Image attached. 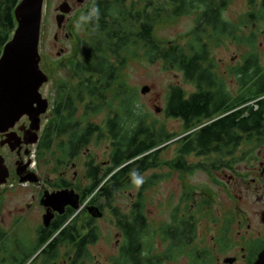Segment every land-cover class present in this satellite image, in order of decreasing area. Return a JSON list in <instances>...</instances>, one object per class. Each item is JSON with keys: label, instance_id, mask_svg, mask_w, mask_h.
<instances>
[{"label": "trees", "instance_id": "trees-1", "mask_svg": "<svg viewBox=\"0 0 264 264\" xmlns=\"http://www.w3.org/2000/svg\"><path fill=\"white\" fill-rule=\"evenodd\" d=\"M20 1L0 0V57L18 25L15 9ZM249 4L252 9L246 20L253 21V27L264 26V0H249ZM227 6V0H91L84 11L88 40L77 38L84 49L78 50L69 64L72 79L57 85L52 115L36 147L37 162L54 161L58 172L94 140L108 138V160L97 162L91 157L86 162L88 184L77 186L82 190L81 202L88 197H94L91 200L96 202L99 197L108 204L120 190L135 187L145 172L160 165L162 149L176 135L150 121L139 106L136 92L127 90L122 71L127 55H138V49L148 62L162 61L167 68L180 71L195 86L190 95L179 84L169 88L165 113L182 120L187 131L178 139L180 147L176 159L171 161L172 168L187 172L202 168L212 173L217 161L209 156H227L243 141L263 135L264 66L256 51L257 36L255 32L238 36L240 23L224 17ZM191 14L196 15L197 26L186 45L177 41L164 43L155 34L157 23ZM204 36L216 44L233 37L238 43L252 47L241 63L230 68L229 73L237 81L235 92L217 74L210 41ZM112 92L110 101L108 96ZM114 101L117 105H113ZM105 108L110 114L102 125L90 121V116ZM191 155L204 156L206 161L191 164L188 161ZM159 179L160 176H155L145 181L140 187V196ZM55 185L72 187L62 177ZM206 203L209 202L203 201ZM112 211L117 225L124 229V245L114 264H163L186 252H197L187 250L197 237L198 222L194 214L174 215L160 232L165 250L153 255L150 245L153 232L147 224L144 201L134 202L129 215L117 208ZM137 213L139 217L135 220ZM75 214L69 208L42 229L39 249L43 264L62 263L70 257L74 264L89 256V245L99 240L98 228L93 225L88 232H83L72 219ZM63 248L67 257L64 260ZM32 256L24 257L19 251L13 254L9 264H25ZM192 259L195 263L203 260Z\"/></svg>", "mask_w": 264, "mask_h": 264}, {"label": "rangeland", "instance_id": "rangeland-1", "mask_svg": "<svg viewBox=\"0 0 264 264\" xmlns=\"http://www.w3.org/2000/svg\"><path fill=\"white\" fill-rule=\"evenodd\" d=\"M65 1L70 4L71 11L66 14L63 27L60 28L58 27L57 16L61 14L59 8ZM90 2L91 0H85L82 3L78 0H45L44 2L39 52L41 55L40 67L47 74L48 80L43 84L40 92L49 105L47 111L41 115L39 130H36L34 126V128L31 127L33 123L29 119L30 129L33 128V133L38 137L42 135L48 119L52 115L51 111L56 98L58 83L72 79L69 64L74 60L75 53L77 54L78 50L83 52L84 48L77 38L88 40L84 11L86 5ZM227 4L224 17L233 23H240L241 30L238 36H247L251 32L256 33V51L261 56V63L264 66V26L253 27V21L246 20L247 13L252 9L249 0H227ZM196 26V15L191 14L157 23L155 34L164 43L177 41L182 45H186L191 38V32L196 30ZM204 38L206 41H210L211 57L216 63L217 74L225 81L227 87L235 92L237 81L236 77L229 73L230 68L241 63L244 56L253 50L252 47L246 43H238L237 39L233 37L224 38L220 44L211 41L207 36H204ZM137 51L138 55L133 53L127 55L126 65L122 71V76L127 83V90L136 92L139 106L148 115L150 121L158 123L167 129L170 134L176 135L162 149L160 165L145 172L138 179L135 187L120 190L110 204L104 198L99 197H96V202L91 200L94 197H88L82 201V204V190L77 189V186L88 184L85 178L86 162L91 157L97 162L108 160L110 154V141L108 138L94 140L73 162L64 168H60L58 172L54 169V161L48 164L43 163V161H41V164L39 163L41 167L38 169V173L44 181L45 191L52 193L63 189H74L80 196V207L79 209L69 207L76 211L72 219L76 220L77 226L85 233L88 232L87 228L90 230L93 225L98 228L99 240L89 245V256L82 258L79 264H112L115 258L119 256V245L122 238L112 209L117 208L121 213L129 215L137 195H140V187L145 181L155 176H160L157 183L147 187L142 192L146 213L151 222L152 238L154 237L152 241V246H155L153 253L159 255L165 250L166 245L160 232H162L163 227L172 221L174 215L186 217L189 214H194L198 222V231L193 244L197 248H212L216 243V209L221 205V197H224V194H220L219 187L214 183L213 177L216 173H209L201 168L200 170L203 171L189 172L188 177L183 180V176L177 171L178 169L170 166L171 161L176 159L177 150L180 147L178 139L187 134V131L182 120L167 116L165 113L169 88L171 85L179 84L187 93H190L195 91V86L186 81L180 71L167 68L162 61L148 62L143 56V52L139 49ZM144 86H149L150 89L142 93L141 90ZM108 99L110 101L113 99V92L109 93ZM113 105H117V101H114ZM82 109L83 107L80 109V114L83 111ZM109 114V109L105 108L89 118L90 121L102 125ZM32 141L29 143L30 156L35 154L37 147V142L32 143ZM255 147L257 146L254 143L245 140L236 155L239 156L242 152L244 153ZM5 155L8 161L13 163V156L10 153ZM205 158L204 156L191 155L188 157V161L191 164H196L199 161H206ZM31 174L35 175L34 173ZM60 177L70 181L72 187H57L55 184ZM1 188L3 189V186ZM181 198H184L185 202H182ZM30 201L31 193L29 191H23L21 194L13 193L9 196L0 194V229L2 234L5 235L6 231L9 235L8 241L0 247V264L15 247L16 238H22L29 244H33L36 240L37 226L44 222V216L48 211L44 204V215L41 216V213L36 210L28 213V209L25 208L23 220L16 224L17 218L20 217L16 211ZM203 201L209 203L203 204ZM92 206L100 208L103 215L94 217L88 209ZM89 223L90 225H88ZM153 229L157 230L156 234ZM193 248L190 245L187 250L191 251ZM61 252L62 260H64L67 258L65 255L66 249L63 248ZM186 253L175 258V260H167L163 264L200 263H195L191 257L185 255ZM40 262L41 260L36 264H40ZM9 263L10 261L4 262V264Z\"/></svg>", "mask_w": 264, "mask_h": 264}, {"label": "flooded vegetation", "instance_id": "flooded-vegetation-1", "mask_svg": "<svg viewBox=\"0 0 264 264\" xmlns=\"http://www.w3.org/2000/svg\"><path fill=\"white\" fill-rule=\"evenodd\" d=\"M262 71L264 72V68ZM191 93L187 94L190 95ZM29 119V116L25 115L10 130L0 133V156L4 158L5 165L9 170V178L2 185L3 189L0 186V194L9 196L13 193L21 194L23 191L31 193V201L16 211L20 215L16 224L23 220L25 208L28 209V213L36 210L41 213V216L44 215L43 211L45 208L42 201L46 191L44 189V181L38 173V169L41 166L37 162L36 152L31 156L29 154V143L35 138V134L30 129ZM250 141L257 147L244 153L242 152L239 156L236 154L242 144L232 154L227 156L218 157L211 155L208 157L212 160L216 158V168L212 171L216 175L213 179H215L214 183L221 191L220 194L223 193L224 197H221V205L216 209V243L213 245V249L206 247L197 248L192 244L193 250L196 247L197 252L195 254H185L188 257L197 258V260L203 259L198 261L200 263L197 264H264V133L260 136H252ZM7 153L13 156V163L8 161L5 155ZM177 171L183 176V180L189 175L187 171ZM21 178L27 179L22 181ZM136 183H138V180ZM140 199L144 201V197L137 195L135 202ZM181 201L185 202L184 198H181ZM69 207L67 206L65 211ZM144 212L147 217V224H149L151 229V222L145 206ZM58 214L55 212L54 218ZM137 217H139V213L135 215V220ZM44 227V222L37 226L36 240L33 244H29L22 238H16L15 247L4 261H10L13 254H17L20 251L24 257L33 254L32 258L25 264H36L39 260H41L40 264H43L39 241ZM119 229L122 238L119 245L120 253L124 245V229ZM87 230L89 231L88 228ZM153 231L155 234L157 233L156 229H153ZM1 232L0 229V247L9 239L6 231L5 235ZM153 238L151 237L150 239L151 246ZM154 248L155 246L153 245V255H155L153 253ZM60 262L58 261L56 264H73V257L64 260L62 263ZM79 262L80 260L74 264H79ZM112 264H114V261Z\"/></svg>", "mask_w": 264, "mask_h": 264}, {"label": "water", "instance_id": "water-1", "mask_svg": "<svg viewBox=\"0 0 264 264\" xmlns=\"http://www.w3.org/2000/svg\"><path fill=\"white\" fill-rule=\"evenodd\" d=\"M84 1L78 0L80 3ZM44 2L45 0H21L15 9L18 25L0 57V133L10 130L25 115L32 121L31 127L39 130L41 115L48 109L49 103L40 92L48 80L47 74L40 67L39 52ZM59 10L61 14L57 16V22L58 27L62 28L71 6L65 1ZM149 89V86H144L141 92L145 93ZM38 141L39 137L35 135L32 143ZM8 177L9 170L4 158L0 156V185L5 184ZM26 179L22 178V181ZM42 203L48 209L44 216L45 227H48L55 212L63 214L67 206L79 209L80 196L74 189L52 193L47 191ZM88 209L94 217L103 215L98 207Z\"/></svg>", "mask_w": 264, "mask_h": 264}]
</instances>
